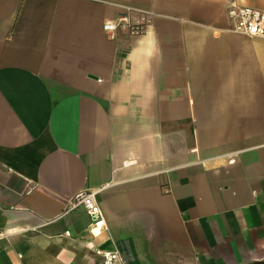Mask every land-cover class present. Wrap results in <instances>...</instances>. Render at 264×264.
<instances>
[{
  "label": "crops",
  "instance_id": "obj_1",
  "mask_svg": "<svg viewBox=\"0 0 264 264\" xmlns=\"http://www.w3.org/2000/svg\"><path fill=\"white\" fill-rule=\"evenodd\" d=\"M230 3L264 9L0 0V264H264V38Z\"/></svg>",
  "mask_w": 264,
  "mask_h": 264
},
{
  "label": "built area",
  "instance_id": "obj_2",
  "mask_svg": "<svg viewBox=\"0 0 264 264\" xmlns=\"http://www.w3.org/2000/svg\"><path fill=\"white\" fill-rule=\"evenodd\" d=\"M225 17L229 25V30L246 36L264 38V9H258L244 4L230 3L225 7ZM104 27L110 28L112 24L106 23ZM70 206V208L81 206L85 210L90 218L88 226L89 233L97 234L104 228V216L98 203L96 192H78L72 198ZM11 233L6 229L0 228V242L8 240ZM94 251L101 256V264L120 263V255L116 249H101L95 247Z\"/></svg>",
  "mask_w": 264,
  "mask_h": 264
}]
</instances>
